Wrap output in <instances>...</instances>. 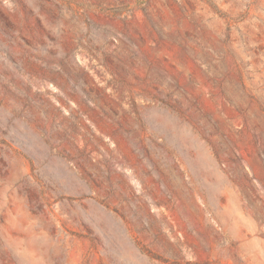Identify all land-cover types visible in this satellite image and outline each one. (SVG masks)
<instances>
[{
  "label": "rangeland",
  "instance_id": "374dc122",
  "mask_svg": "<svg viewBox=\"0 0 264 264\" xmlns=\"http://www.w3.org/2000/svg\"><path fill=\"white\" fill-rule=\"evenodd\" d=\"M0 264H264V0H0Z\"/></svg>",
  "mask_w": 264,
  "mask_h": 264
}]
</instances>
